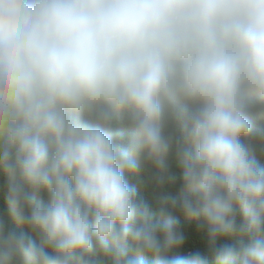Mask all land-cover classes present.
Wrapping results in <instances>:
<instances>
[{"label": "clouds", "instance_id": "9594fccd", "mask_svg": "<svg viewBox=\"0 0 264 264\" xmlns=\"http://www.w3.org/2000/svg\"><path fill=\"white\" fill-rule=\"evenodd\" d=\"M0 178V264H264V0H0Z\"/></svg>", "mask_w": 264, "mask_h": 264}, {"label": "trees", "instance_id": "16d2710c", "mask_svg": "<svg viewBox=\"0 0 264 264\" xmlns=\"http://www.w3.org/2000/svg\"><path fill=\"white\" fill-rule=\"evenodd\" d=\"M169 167L176 168L175 164L171 162L170 158H169ZM178 172H179V169H178ZM141 177H140V181H141ZM3 195H4L3 179L0 178V208H2ZM181 221L184 226V232L186 236L185 246L184 248L181 249V252L186 253L188 251H196V250H199L202 252L206 251V243L204 241L203 236L197 235L194 230V226H189L186 223H184L183 218H181Z\"/></svg>", "mask_w": 264, "mask_h": 264}]
</instances>
